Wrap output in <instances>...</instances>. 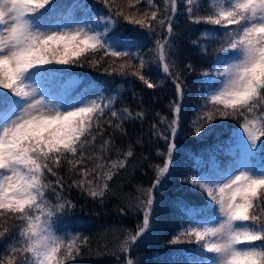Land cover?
Instances as JSON below:
<instances>
[{
  "label": "trees",
  "instance_id": "1",
  "mask_svg": "<svg viewBox=\"0 0 264 264\" xmlns=\"http://www.w3.org/2000/svg\"><path fill=\"white\" fill-rule=\"evenodd\" d=\"M20 17L21 76L38 78L61 105L82 98L88 106L69 139L46 122L0 148V181L7 158L26 195L0 199V264H35L47 231V264L207 261L204 241L178 232L190 217L214 212L216 181L242 153L250 167H264V30L247 41L252 6L22 0ZM80 19L99 44L33 36ZM247 50L255 65L240 89L216 95L228 65ZM21 98L20 78L0 66V115ZM243 183L235 224L247 232L239 246L248 251L236 264H264V190Z\"/></svg>",
  "mask_w": 264,
  "mask_h": 264
},
{
  "label": "rangeland",
  "instance_id": "2",
  "mask_svg": "<svg viewBox=\"0 0 264 264\" xmlns=\"http://www.w3.org/2000/svg\"><path fill=\"white\" fill-rule=\"evenodd\" d=\"M254 1L256 5L255 22L246 35L248 42H253L255 34L264 30V0ZM21 2L22 0H0V66L7 70L12 79L20 78L23 94L13 112L0 116V148L6 144L10 137L27 129V126L36 128L45 122L57 119H66L67 122L63 126L65 133L63 138L64 140L69 139L70 133L73 131L71 129L73 120L78 116L77 113L88 106L87 101L80 98L76 100V103H70L71 106L63 108L64 106L61 104L49 100L46 90L39 86L37 79L21 76L20 56L24 49L22 43L23 21L20 17ZM35 35L40 40L68 37V35H77L79 39H89L83 35L79 26L73 27L64 24L37 32ZM254 64L255 57L247 50L243 56L237 58L227 67V78L216 91V95L221 96L224 93L240 89ZM177 92L179 93V90ZM175 112L178 113L177 109ZM85 132L81 131L80 138ZM3 160L7 163V169L0 181V199L16 198L21 200L26 198L22 187L18 184V170L7 158ZM245 167V161L235 164L232 167V176L229 175L217 182L220 194V214L206 227L211 235L209 246L217 250V254L209 264H232L239 255L233 245L238 230L233 229L230 222L233 211L231 201L239 188L240 180L238 179L248 174V169ZM41 250L45 256L46 249L41 248Z\"/></svg>",
  "mask_w": 264,
  "mask_h": 264
},
{
  "label": "bare ground",
  "instance_id": "3",
  "mask_svg": "<svg viewBox=\"0 0 264 264\" xmlns=\"http://www.w3.org/2000/svg\"><path fill=\"white\" fill-rule=\"evenodd\" d=\"M172 148H173V147H172ZM170 151H171V150H170V149H168V152H170ZM173 222H174V221H173ZM173 222H172V223H173Z\"/></svg>",
  "mask_w": 264,
  "mask_h": 264
}]
</instances>
